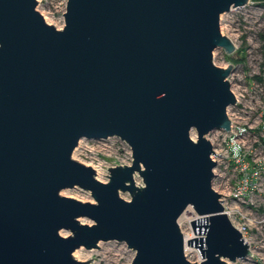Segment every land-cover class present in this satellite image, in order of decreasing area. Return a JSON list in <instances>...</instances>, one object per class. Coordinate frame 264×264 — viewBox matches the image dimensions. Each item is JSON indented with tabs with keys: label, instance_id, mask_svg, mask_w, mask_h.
Segmentation results:
<instances>
[{
	"label": "water",
	"instance_id": "obj_1",
	"mask_svg": "<svg viewBox=\"0 0 264 264\" xmlns=\"http://www.w3.org/2000/svg\"><path fill=\"white\" fill-rule=\"evenodd\" d=\"M66 2L58 29L38 0H0V264H89L74 252L109 241L136 252L130 264L251 257L213 188L221 154L206 137L232 133L233 65L217 66L213 53L236 51L220 17L249 0ZM112 137L132 163L103 182L73 153ZM73 188L95 201L62 195ZM189 207L202 217L191 224L205 236L188 240L200 262L185 255Z\"/></svg>",
	"mask_w": 264,
	"mask_h": 264
},
{
	"label": "rangeland",
	"instance_id": "obj_2",
	"mask_svg": "<svg viewBox=\"0 0 264 264\" xmlns=\"http://www.w3.org/2000/svg\"><path fill=\"white\" fill-rule=\"evenodd\" d=\"M66 1L38 0L37 9L47 23L63 28ZM220 28L224 35L235 41L236 51L232 55H227L223 49H216L213 59L217 66L223 68L229 64L233 65L232 74L228 79L237 102L228 108L232 133L228 135L217 130L206 135L215 153L221 154L213 156L217 163L213 170V187L230 197L233 193L240 195V199L237 200L241 205L236 204V215L241 221H254L250 234L255 249L252 258L238 260L235 263L229 260L226 262L264 264V144L260 141V138L264 137V3L251 0L246 6L232 8L221 15ZM227 56L232 59H228ZM193 137H196L195 131ZM80 144L83 146L87 144V150L76 148L73 157L86 165L98 166L101 169L100 180L103 182L108 181L110 167L132 163L129 145L118 137L84 141ZM135 181L137 185H143L140 176H136ZM62 195L82 202L95 201L89 191L81 188L65 189ZM120 195L125 200L131 199L128 192H121ZM190 215L198 216L192 207H189L179 219L183 235L195 233L191 221L187 220ZM80 220L86 224L93 223L87 218ZM62 234L68 236L71 233L64 230ZM77 250H80V254H86L88 258L75 259L78 261L92 259L89 264H130L136 255L126 243L118 241L100 242L98 249L87 250L82 247ZM185 255L191 262L202 260L196 247L185 250Z\"/></svg>",
	"mask_w": 264,
	"mask_h": 264
},
{
	"label": "built area",
	"instance_id": "obj_3",
	"mask_svg": "<svg viewBox=\"0 0 264 264\" xmlns=\"http://www.w3.org/2000/svg\"><path fill=\"white\" fill-rule=\"evenodd\" d=\"M262 1L264 2V0H262ZM250 2H251V0H249V3ZM58 29H61V28H58ZM84 141L89 142L90 140H85V139L81 140L79 142V145H78L76 150H78L79 148L87 150V144L85 146L80 144V143H82ZM212 159H213V156H212ZM213 160H215V159H213ZM95 166L96 165H93L92 167L95 169V171L97 173V170H96ZM214 189L218 193L222 194V192H220L216 188H214ZM232 197L222 194L221 201L224 200L222 202V205H223V208H224L223 213H225L228 216V218L230 219V221L233 224V226L242 234V237H243L244 241L248 242L247 244L249 245V249H250V251L252 253V256L249 257V258H252L254 256V250L255 249H254V242L252 240V235L250 234V229H251V225L253 224L254 221L245 222V221H241V219L238 218V216L236 215V208H237L236 204L241 205V203H239V201L237 200V199H240V195L238 193H233ZM250 208H252V207H250Z\"/></svg>",
	"mask_w": 264,
	"mask_h": 264
},
{
	"label": "bare ground",
	"instance_id": "obj_4",
	"mask_svg": "<svg viewBox=\"0 0 264 264\" xmlns=\"http://www.w3.org/2000/svg\"><path fill=\"white\" fill-rule=\"evenodd\" d=\"M232 40V42L234 43V45H235V41L233 40V39H231ZM236 46V45H235ZM96 167V170H97V177L100 179V173H101V169L98 167V166H95ZM185 216V215H184ZM183 216V217H184ZM199 218H202V217H200V216H197V217H195V216H193V215H190L189 217H187V220H189V221H194V220H196V219H199ZM196 237H198L195 233H193V234H187V235H184V241H185V250L187 251V250H190V249H193V246H190V245H188V240H190V239H193V238H196ZM74 258H77V259H79V260H85V259H87L88 258V256L86 255V254H80V250H77V251H75V253H74Z\"/></svg>",
	"mask_w": 264,
	"mask_h": 264
},
{
	"label": "trees",
	"instance_id": "obj_5",
	"mask_svg": "<svg viewBox=\"0 0 264 264\" xmlns=\"http://www.w3.org/2000/svg\"><path fill=\"white\" fill-rule=\"evenodd\" d=\"M259 2L264 3L262 0H259ZM227 58H228V59H232V57H228V56H227ZM260 141L264 144V137H261V138H260ZM248 162H250V161H249V158H248Z\"/></svg>",
	"mask_w": 264,
	"mask_h": 264
}]
</instances>
